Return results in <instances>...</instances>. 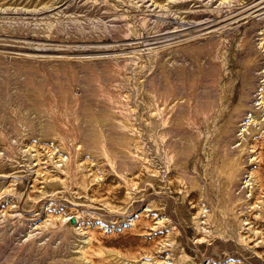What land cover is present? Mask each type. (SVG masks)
<instances>
[{
  "label": "rangeland",
  "instance_id": "rangeland-1",
  "mask_svg": "<svg viewBox=\"0 0 264 264\" xmlns=\"http://www.w3.org/2000/svg\"><path fill=\"white\" fill-rule=\"evenodd\" d=\"M263 70L264 0H0V264H80L82 244L95 264H264V128L224 161L252 119L225 134L243 80ZM88 106L107 109L96 140ZM176 127L202 188L175 164ZM104 133L127 140L112 153Z\"/></svg>",
  "mask_w": 264,
  "mask_h": 264
},
{
  "label": "bare ground",
  "instance_id": "bare-ground-1",
  "mask_svg": "<svg viewBox=\"0 0 264 264\" xmlns=\"http://www.w3.org/2000/svg\"><path fill=\"white\" fill-rule=\"evenodd\" d=\"M261 73L263 74V77H264V70ZM258 83H260V85L264 84V78L260 82H258L255 79V77L252 78L250 81L249 76L248 75L245 76V78L243 80V84H242V91H241V94L239 97V101L237 102V104L234 107V112L236 111L234 119H233V121H231L229 123V125L225 126V128H224L225 134H228V136H232V133H231L233 131L232 129H234L233 127L238 123L239 118L242 117L244 114H246L248 111H250V115L252 116V119L248 123L249 127L243 129V131L241 133L242 135H240L241 137H239L241 140L236 145V146H238V148H236L237 151H235V152L233 151L232 154L227 155L224 159L226 167L228 170H230L234 165H236L238 163L240 152H241V149L243 148V146H242L243 139L246 137V134L251 133V132L253 133V131L254 132H258V131L260 132L264 128V85H262L260 90L257 92L258 94H260V96H257L256 93H255L256 96L253 95V92H254L253 89L256 88ZM158 89H160V92L163 91V93H164V91L169 90L170 87L168 88L167 85H164ZM179 89H181V88H179ZM160 92L158 93V95H161ZM216 92H217V90L214 89L212 86H208L206 89H204V88L201 89L199 94H198V98H199L198 99V107H199V109L208 113L213 108V106L216 102ZM177 94H179L181 96L177 97L175 102L170 107H171V109L176 108V109H178V111L173 116L169 115L168 120L170 119L172 124H175V125L181 124L182 125L183 121L185 120L186 114H187V111L185 108L186 107L185 106L186 99L183 96V92L177 91ZM252 96H254V97H252ZM255 97H258V99H255ZM84 108H85V116L89 120V123H88V125H86L87 128H86L85 133H84L85 138H86V140L87 139H89V140L95 139L96 140L98 138L99 132L97 131V128H96L97 126L94 125L93 123H90V121H92V120H94L96 122L99 121V123L101 124V127H104V124L107 121V109L102 108L101 106H95V107L88 106V107H84ZM172 124L171 125L169 124V126L165 128L166 132L170 133L173 131ZM42 128H47L48 131L53 130V126L48 121L42 122ZM175 129H177V130H175L173 138H175V139L180 138L179 139L180 143L175 146V151L177 154V159L175 160V164L184 173V177L185 178L188 177V179L190 180L191 186H193V187L200 186L202 188V183H201V181H199L197 176L190 175L186 170L187 165H186L185 161H186V158L188 157V154L190 153V149L192 147L191 143H192L193 138L191 136H188L186 133L185 134L182 133L180 130L181 129L180 127H176ZM181 133H182V136L178 137V135ZM103 137H104V140L109 141V143H111L109 146V150L112 153L120 150L121 149L120 145L125 144V140H127V139H125L126 137L124 135L117 134V133L111 134V135L104 133ZM249 174L251 175V173H249ZM243 195H244V193L241 192V195L238 197L234 196L233 200L234 199L236 200L238 198L240 199L241 196H243ZM58 239L60 240V238H58ZM54 240L56 241L57 239L54 238ZM85 245L86 244H82V245L78 246L79 248L76 251H74V253L71 252L72 253V254H70L71 256L68 253V255L70 256L69 258H72L74 261H76L77 263H80V264H82L83 262L86 263L85 260L87 257H86L85 252H84ZM54 259L56 260V258H54ZM55 260H54V262H51L50 264H61L59 261H57V260L55 261ZM87 262L88 263H86V264H95L92 261V259H89V261H87ZM28 264H34V263H31L30 261H28ZM36 264H38V263H36ZM110 264H125V262L122 259L118 258L117 260L116 259L113 260V262Z\"/></svg>",
  "mask_w": 264,
  "mask_h": 264
}]
</instances>
